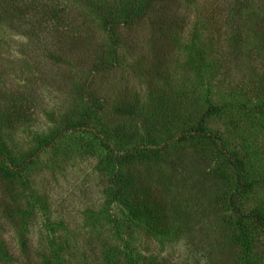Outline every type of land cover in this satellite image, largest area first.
<instances>
[{
    "label": "rangeland",
    "instance_id": "1",
    "mask_svg": "<svg viewBox=\"0 0 264 264\" xmlns=\"http://www.w3.org/2000/svg\"><path fill=\"white\" fill-rule=\"evenodd\" d=\"M120 1L123 18L141 0ZM112 2L92 0L106 9ZM48 4L56 10L66 4L71 26L78 19L86 21L83 33L88 39L63 47L70 64L80 60L86 71L101 37L112 41L117 55L113 67L86 75L90 84L82 94L73 88L75 77L67 66L50 64L45 55L46 48L58 47L56 34L45 38L42 33L28 46L0 19V95L7 100L11 93L28 92L25 84L34 89L40 84L37 90L43 86L36 99L47 112L36 108L22 127L1 135L19 159L37 150L29 177L44 199L39 224L68 223L64 234L76 239L95 234L81 229L82 219L106 211L98 172L69 154L77 133L70 130L64 139L55 137L78 124L85 111L92 130L116 151L137 148L133 158L119 162V173L125 178L130 174L138 188L150 187L175 226L168 239L149 238L150 244L134 232L121 243L139 244L144 252H159L175 264H264V230L238 212L257 213L264 226V47L257 30L264 25V0L171 3L169 19L178 24L179 33L173 46L140 21L120 27L122 40L103 32L97 15L81 0ZM123 107L131 114H121ZM197 129L218 134L222 143L195 134ZM164 152L183 156V162L196 166L195 172L183 183ZM232 157L242 159L244 168ZM243 184L247 187L240 191ZM109 207L116 219L124 220L123 203ZM78 242L76 253H81Z\"/></svg>",
    "mask_w": 264,
    "mask_h": 264
},
{
    "label": "trees",
    "instance_id": "2",
    "mask_svg": "<svg viewBox=\"0 0 264 264\" xmlns=\"http://www.w3.org/2000/svg\"><path fill=\"white\" fill-rule=\"evenodd\" d=\"M49 1L0 0V19L6 21L7 26L16 31L20 37L26 39V42H29L28 46L30 42H37L42 33L45 38L49 34H56L59 39L55 44L59 48H46L45 55L49 57L50 64L67 66L68 74L75 77L73 88L78 89L82 94H87L85 93L88 87L86 85L90 83L86 81V75L113 67L117 55L116 47L112 41L101 37L100 45L94 49V58L86 71L81 66L82 61L80 60L70 64L68 57L65 59L68 52L63 47L67 46V42L75 41L77 44H82L85 39H88L83 33L86 21L78 19L71 26L73 22L68 6L62 4L56 10L48 4ZM81 1L97 15L100 20V29L120 40L123 36L119 31L121 26L131 27L134 22L140 21L144 22L152 30V34L159 36L167 45L173 46L176 42L179 34L177 33L178 24L169 19V12L174 9L170 4L180 3L182 0H141L136 8L132 7L127 10L123 18L119 12L120 0H113L111 9H106L100 3L96 6L92 0ZM34 22L37 24L34 25ZM257 30L262 47H264V25L260 24ZM159 56H155L158 61H160ZM68 79L70 80L69 76ZM23 87L28 89V92L24 90V92L11 93L7 100L4 99V95H0V127L2 130L0 133V264H175L171 263L166 256H159V252H144L139 244L132 245L127 240L121 243L120 240L123 237L126 239L134 232L138 240L149 241L150 244L151 239L149 238L162 236L168 239L175 230V226L166 217V208L159 204L160 201L156 200L157 197L150 187L138 188L130 174H127L128 178H125L119 173V162H126L133 158L138 153L137 148L116 151L92 130L88 122L89 115L85 111L78 124L64 128L55 137H59V140L64 139L70 130L77 133L76 146H70L69 154L88 161L98 172V185L104 197L102 205L106 211L95 213L93 219L91 217L82 219L85 225L82 224L81 229H90L95 234H84L76 239L64 234L66 230L69 231L68 223L47 220L39 224L37 213L38 210L44 208V199L40 197V193L33 186L34 181L29 177L36 161L35 151L37 150L30 151L23 160L19 159L14 152V147L7 143V137H1V135L6 136V131L10 132L22 127L23 122L29 119L36 108L40 112L46 110L44 106L39 105L41 102L36 99V93L38 98L41 96L40 89L43 86L38 90L40 84L36 85V89H34L35 86L26 88V84ZM126 109L124 110L123 107L121 114L125 112L131 114L128 111L130 109ZM116 132H119V129H116ZM195 132V134L208 136L222 143L218 134L203 133L201 129ZM183 136L185 137V134ZM53 141L54 138L50 140V143ZM113 152L117 154L116 157L112 154ZM164 157L183 183L195 172L196 166L189 161H184L185 164L181 160L183 157L181 155L170 157L164 152ZM231 159L240 169L244 168L242 159L237 157ZM246 187L247 184H243L240 191L245 190ZM214 193L216 191H212L211 196ZM115 202H121L125 207L123 221L116 219L114 213L109 211L110 204ZM89 211L94 212L95 210L91 208ZM238 212L242 217L250 218L258 230H264L257 213H241L239 210ZM98 214L106 216V221H101ZM131 225L135 227L134 230L130 229ZM122 228L127 231H123ZM61 231L63 234L60 233ZM77 242L82 245L81 253H76L75 244Z\"/></svg>",
    "mask_w": 264,
    "mask_h": 264
}]
</instances>
